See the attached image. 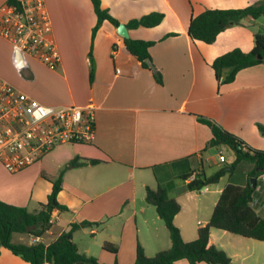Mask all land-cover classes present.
<instances>
[{"label": "crops", "instance_id": "0c3cea01", "mask_svg": "<svg viewBox=\"0 0 264 264\" xmlns=\"http://www.w3.org/2000/svg\"><path fill=\"white\" fill-rule=\"evenodd\" d=\"M256 1L101 0L102 7L126 25L152 11L165 13L154 27L127 26L129 37L156 41L149 50L162 83L127 49L118 26L105 20L93 37L97 15L91 0H45L60 54L55 70L30 55H25V65L20 67L15 58L17 48L0 35V78L46 105H77L92 111L96 127L93 143L113 158L112 162L65 171L58 201L68 210H54L51 228L38 240L29 234V243L50 244L72 223L88 220L99 223L74 231L80 252L105 264L116 260L133 264L140 243L152 256L171 246L168 228L156 207L145 199L146 187L159 184L168 186L169 195L181 204L175 223L183 238L197 237L199 226L210 220L225 186L229 182L245 184L253 164L239 165L237 181H232L234 171L201 190L187 189L189 178L197 172L211 175L236 156L235 152L232 158L224 154L223 145L205 149L212 131L196 115L210 117L252 147L264 149V136L257 126L264 124V62L240 70L229 84L218 82L211 64L235 47L253 49L254 35L264 25L247 18L222 31L213 43H206L189 36V22L207 8H238ZM5 3L7 0H0V6ZM172 32L176 35L166 37ZM91 48L96 64L92 83ZM72 154L73 144L60 146L41 162L18 172L9 171L0 159V198L36 209L48 199L53 186L41 174L44 159L49 167ZM221 154L225 162L220 161ZM61 168L62 164L56 165L54 174ZM188 172L193 174L183 179ZM256 193L257 189L254 198ZM258 199L253 205L264 217V191ZM228 232L212 228L210 242L224 249L233 264H264L262 241ZM105 242L115 244L117 253L105 249ZM0 264L30 263L0 246ZM176 264L190 263L182 259Z\"/></svg>", "mask_w": 264, "mask_h": 264}, {"label": "trees", "instance_id": "16d2710c", "mask_svg": "<svg viewBox=\"0 0 264 264\" xmlns=\"http://www.w3.org/2000/svg\"><path fill=\"white\" fill-rule=\"evenodd\" d=\"M97 15V23L93 28V37L97 33L103 21L108 20L113 25L119 26L120 21L115 18L108 9L102 7L101 0H91ZM10 5L20 6L19 0H7ZM264 16V0H258L252 4L238 8H207L191 18L188 34L193 40H202L213 43L218 34L232 25L241 24L244 19H259ZM165 17L164 12L152 11L141 17L133 18L128 23L129 28L139 26L154 27L160 24ZM176 33H168L174 36ZM127 49L135 55L142 65L150 68L146 62L150 57V47L156 41L125 38ZM90 58V82L95 78L96 64L92 53ZM264 62V29H260L254 35V47L250 51H244L235 47L215 58L211 66L215 71L220 84L232 83L238 72L244 68L258 65ZM154 76L162 83L161 72L154 71ZM197 119L208 125L212 131V138L207 142L206 148L227 145L235 151L234 160L221 166L215 173L208 175L204 171L197 172L195 177L187 185V189L201 190L212 184H216L226 174H233L243 162L253 164L249 173V179L245 184L229 182L217 204L214 207L211 218L198 228L195 239L186 241L180 227L175 223V217L181 210V204L176 197L169 195L168 186L159 184L157 188L146 187V202L156 207L158 214L163 219L169 230L171 246L149 256L145 248L139 243L136 250V259L133 264H176L185 259L190 264H233L231 256L222 248L212 244V228L227 230L247 238H254L264 242V217L258 214L253 205L254 193L258 187V178L264 172V149L255 148L246 143L240 136L229 131L214 119L197 114ZM258 130L264 136V124L258 123ZM240 146V147H239ZM113 158L102 151L93 142L73 143V154L58 161L57 164L48 167L46 159L43 161L41 174L53 184L52 191L46 201L39 202L38 207L30 210L26 206H18L8 203L0 198V246L10 249L30 264H105L97 257L80 252L78 244L74 241L73 233L81 226L98 224L84 220L80 223H72L68 231L62 232L50 244L42 241L32 243L17 242L15 233H28L33 236H43L52 226V212L68 210V206L58 201V193L62 189L63 175L69 168L100 162H112ZM62 164L57 175L54 167ZM53 166V167H52ZM230 166H234L230 169ZM193 173L188 172L182 176L188 178ZM257 177L255 186L251 185V177ZM103 247L117 253L115 244L105 242ZM113 264H124L116 260Z\"/></svg>", "mask_w": 264, "mask_h": 264}, {"label": "built area", "instance_id": "2783aa9c", "mask_svg": "<svg viewBox=\"0 0 264 264\" xmlns=\"http://www.w3.org/2000/svg\"><path fill=\"white\" fill-rule=\"evenodd\" d=\"M19 3L20 6H0V35L20 48L24 56L30 55L50 69H57L60 54L52 38L45 0ZM95 132L92 111L77 105H46L0 78V159L9 171L18 172L41 162L57 147L93 142ZM219 158L226 160L223 154ZM259 178L264 183V172Z\"/></svg>", "mask_w": 264, "mask_h": 264}, {"label": "rangeland", "instance_id": "374dc122", "mask_svg": "<svg viewBox=\"0 0 264 264\" xmlns=\"http://www.w3.org/2000/svg\"><path fill=\"white\" fill-rule=\"evenodd\" d=\"M258 21H259V24L260 25H264V16H262L261 18H259ZM222 147L224 148V150H223L224 151V154H227L229 156V158H232L235 151L231 147H229V146L223 145ZM240 171H241L240 168H237L235 170V173L232 176V181L239 180ZM222 182H225V180H222ZM263 191H264V183L260 182L259 185H258V187H257V193L255 194V198H254L255 202L259 201L258 196L261 195ZM228 233H229L228 235H234V234H232L230 232H228ZM14 235H15L14 236V240L15 241L21 240L22 242H26V243H29V241H30V239H29L30 236H29L28 233H17V234H14ZM88 236L89 237H92L90 235H88ZM259 241H261V240H259ZM263 244H264V242H263ZM236 262L238 263L239 261H236Z\"/></svg>", "mask_w": 264, "mask_h": 264}, {"label": "water", "instance_id": "95a60500", "mask_svg": "<svg viewBox=\"0 0 264 264\" xmlns=\"http://www.w3.org/2000/svg\"><path fill=\"white\" fill-rule=\"evenodd\" d=\"M117 31H118V33L121 36L126 37V38L129 37L128 27H127V25L125 23H120L119 26H118V28H117ZM15 58H16L17 63L20 65V67H24V65H25V59L24 58H25V56H24V54H23V52H22V50L20 48H17L16 49ZM146 62H147V64L149 65V67L153 71H156L157 70V68L154 65V63H153V61H152L151 58H147L146 59ZM229 168L230 169H233L234 166H230ZM256 181H257V177H255V176L254 177H251V185L252 186H255Z\"/></svg>", "mask_w": 264, "mask_h": 264}]
</instances>
